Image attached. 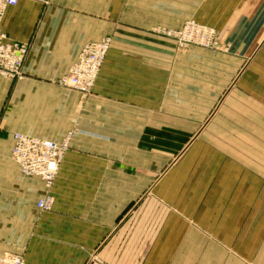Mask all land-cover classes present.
Wrapping results in <instances>:
<instances>
[{
	"label": "crops",
	"instance_id": "1",
	"mask_svg": "<svg viewBox=\"0 0 264 264\" xmlns=\"http://www.w3.org/2000/svg\"><path fill=\"white\" fill-rule=\"evenodd\" d=\"M188 18L244 35L236 58L255 59L244 132L231 116L211 120L216 94L188 66L215 53L180 50L156 30ZM1 29L28 54L22 79L0 76V255L24 264H264V0H18ZM104 36L112 41L91 93L58 84L81 47ZM13 132L70 135L49 190L20 173ZM46 193L48 211L36 207Z\"/></svg>",
	"mask_w": 264,
	"mask_h": 264
},
{
	"label": "built area",
	"instance_id": "2",
	"mask_svg": "<svg viewBox=\"0 0 264 264\" xmlns=\"http://www.w3.org/2000/svg\"><path fill=\"white\" fill-rule=\"evenodd\" d=\"M17 2L18 0H0V76L13 80L24 77L23 65L28 54V44L8 39L1 29V24L5 10L15 6ZM160 31L173 38L178 46L187 43L203 46L212 44L213 31L202 27L194 20L186 21L177 29L162 28ZM111 41L110 36H104L99 40L86 42L67 72L58 78V84L81 94H90ZM11 138V157L20 173L26 177L40 178L49 190L69 147L70 135L61 141H55L13 132ZM52 205L53 197L49 193L36 201V207L40 210L48 211ZM0 264H24V259L17 254H4L0 255ZM93 264L102 263L95 261Z\"/></svg>",
	"mask_w": 264,
	"mask_h": 264
},
{
	"label": "rangeland",
	"instance_id": "3",
	"mask_svg": "<svg viewBox=\"0 0 264 264\" xmlns=\"http://www.w3.org/2000/svg\"><path fill=\"white\" fill-rule=\"evenodd\" d=\"M188 20H194L202 27L213 31L212 44L210 46L194 45L190 43L184 46H178L175 42L176 47L180 50L186 49L189 46H194L215 53V55L194 60V62H192L193 64L188 65L195 69L196 73L194 78H196V80H199L202 84H209L208 87L210 90L206 93H209L210 96L214 93L216 94L217 104L210 108L208 115L211 116L212 121L216 120V117L217 120L219 118L223 120V118H230L229 116H231L232 119L227 120H229V124L234 128L233 130H241L244 132V97L245 99H251L253 97L252 92L248 93L244 91V81L248 82L247 77L249 76L245 74V72L248 65L255 61L253 58H236V56H240L239 54H244V35L233 34L234 36H228L222 34L216 27L199 23L193 18L186 19L183 24ZM183 24L181 26H183ZM162 28L177 29L168 27L156 28L157 32L162 35H164L160 31ZM230 37L231 40L226 39ZM171 39L174 40L173 38ZM210 96L205 97L208 98ZM228 100L237 102L238 105H236V103L229 105ZM206 124L208 125L209 123L206 122L205 125ZM232 138L234 143H242L244 147V135L232 133ZM227 140L228 139H224L222 141L227 142ZM233 150L236 153H241V149Z\"/></svg>",
	"mask_w": 264,
	"mask_h": 264
}]
</instances>
